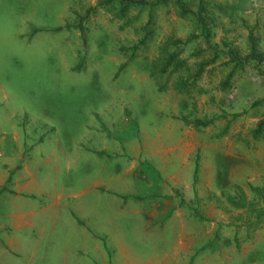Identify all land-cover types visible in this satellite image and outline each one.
Instances as JSON below:
<instances>
[{"label": "rangeland", "instance_id": "374dc122", "mask_svg": "<svg viewBox=\"0 0 264 264\" xmlns=\"http://www.w3.org/2000/svg\"><path fill=\"white\" fill-rule=\"evenodd\" d=\"M106 1L0 0V170L13 159L1 144L14 131L43 136L33 161L55 157L58 189L120 177L146 199L164 190L194 227L187 236L200 237L196 262L264 264V220L229 203L241 189L255 204L251 188L264 190V130L252 135L264 118V60L247 58L249 35L264 57V0H143L124 12ZM169 53L186 66L161 72ZM180 80L194 83L179 92ZM132 159L135 175L124 173ZM52 164L37 163L39 183ZM115 219L133 243L143 213H107L105 228ZM174 225L140 236V249L156 238L172 247ZM58 235L52 259L61 254ZM1 244L0 264H18Z\"/></svg>", "mask_w": 264, "mask_h": 264}, {"label": "crops", "instance_id": "0c3cea01", "mask_svg": "<svg viewBox=\"0 0 264 264\" xmlns=\"http://www.w3.org/2000/svg\"><path fill=\"white\" fill-rule=\"evenodd\" d=\"M42 139L43 136H19L14 131V136L1 144L3 151H10V154L9 146L13 148V159L0 170V241L4 249L16 252L18 264H201L200 258L197 262L195 259L196 252L202 247L196 241L200 237L187 236V229L194 227H188L181 219L183 211L168 192L152 193L150 199L133 195L127 192L130 181L122 182L120 177L95 179L85 188L61 186L58 189V163L55 157L48 156H41L37 163H46L53 158L52 172L44 184L39 183L36 174L39 166L33 160ZM166 148L168 158L170 149L169 146ZM93 152L101 153V148ZM64 158V167L69 169L67 152ZM127 162L124 173L135 175L138 160ZM155 168L159 170L158 166ZM145 183L150 181L146 179ZM86 195L91 199L83 198ZM127 198L134 201L132 205L130 203V209L126 208ZM140 212L144 221L137 227L138 236L133 243L122 238L125 227L119 219L107 223L108 228H105L107 213L137 215ZM59 221L63 223L58 235ZM171 221L178 224L174 225L177 238L172 247L169 248V244L164 247L165 242L156 238L147 244L146 250L140 249V236L156 230L161 233ZM54 235L59 239V259H52L56 245Z\"/></svg>", "mask_w": 264, "mask_h": 264}, {"label": "trees", "instance_id": "16d2710c", "mask_svg": "<svg viewBox=\"0 0 264 264\" xmlns=\"http://www.w3.org/2000/svg\"><path fill=\"white\" fill-rule=\"evenodd\" d=\"M113 1H116L120 4L121 6V9L123 10V12L127 9L128 6L130 5H140V6H146L147 3L144 2L143 0H138V1H132V0H107L106 2L107 3H110V2H113ZM203 30H205V37H208V34L206 33L207 32V29L205 26H203ZM179 43H181L180 40H173L172 41V44L173 45H178ZM248 43H249V54L247 55V58L248 59H252V60H255V61H258V62H262L264 60V57L259 54L257 52V49H256V39L252 36V35H249L248 37ZM229 55L231 56L230 60L232 62L235 63V65H239L240 64V61L238 59V57H236L232 52L229 53ZM161 64V67H160V71L161 72H165L169 67L172 66V69L173 70H177L181 67H185V61L184 60H181L178 58L177 54L176 53H169V54H166L163 58V60H161L160 62ZM154 68H156L158 66V64L154 63ZM199 74V72L197 73V75ZM232 76V72L228 73L227 77H226V80L224 82V84L228 83L230 77ZM194 81H192L191 83L188 82V80H180L177 82L176 86H174V89H176L177 91L179 92H182V91H187V87L190 85V84H193ZM159 91H162V87L158 88ZM259 103V102H257ZM199 124H196L198 126H202V125H205L204 123H200V122H197ZM264 130V118L259 120L256 124V127L254 128V130L252 131V135H253V138L255 139H258L260 137H262V132ZM196 172H197V167L195 168V171H194V182L196 181ZM238 200H233V199H230L229 200V203L235 207V208H244V207H247L249 209V211L254 214L255 218L257 221L259 220H264V190L263 189H260V188H251V191L254 195V199L256 200L255 204L251 201H247L246 200V196L245 194L243 193V191L240 189L238 190ZM183 204V201H181V205ZM200 219H204L203 217L200 216Z\"/></svg>", "mask_w": 264, "mask_h": 264}]
</instances>
